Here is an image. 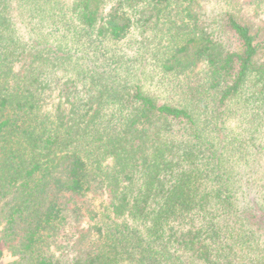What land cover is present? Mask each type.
<instances>
[{
    "label": "trees",
    "instance_id": "obj_1",
    "mask_svg": "<svg viewBox=\"0 0 264 264\" xmlns=\"http://www.w3.org/2000/svg\"><path fill=\"white\" fill-rule=\"evenodd\" d=\"M264 0H0V264H264Z\"/></svg>",
    "mask_w": 264,
    "mask_h": 264
},
{
    "label": "rangeland",
    "instance_id": "obj_2",
    "mask_svg": "<svg viewBox=\"0 0 264 264\" xmlns=\"http://www.w3.org/2000/svg\"><path fill=\"white\" fill-rule=\"evenodd\" d=\"M262 22L264 23V14L262 15ZM261 61H264V53L261 56ZM5 249L6 255L3 259V262L5 264H8L9 262H11L14 258L10 255V253L8 251H6V248L3 247Z\"/></svg>",
    "mask_w": 264,
    "mask_h": 264
}]
</instances>
